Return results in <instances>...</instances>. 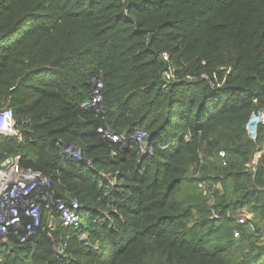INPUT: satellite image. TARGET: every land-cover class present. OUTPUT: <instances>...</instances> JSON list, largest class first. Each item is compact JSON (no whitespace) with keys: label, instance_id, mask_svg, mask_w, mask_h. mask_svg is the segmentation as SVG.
<instances>
[{"label":"trees","instance_id":"obj_1","mask_svg":"<svg viewBox=\"0 0 264 264\" xmlns=\"http://www.w3.org/2000/svg\"><path fill=\"white\" fill-rule=\"evenodd\" d=\"M3 107L18 133H0V165L19 156L49 183L40 227L10 231L0 264H264V121L247 128L264 108V0H0ZM71 198L81 221L65 227L54 203ZM214 231L228 238L209 249Z\"/></svg>","mask_w":264,"mask_h":264},{"label":"built area","instance_id":"obj_2","mask_svg":"<svg viewBox=\"0 0 264 264\" xmlns=\"http://www.w3.org/2000/svg\"><path fill=\"white\" fill-rule=\"evenodd\" d=\"M163 57L167 58V53H163ZM102 81L100 77H95L91 84L92 96L88 104L92 107H97L102 98ZM264 109H262L261 120L264 121ZM0 115L8 116L11 121L12 133L0 130V133L7 135H15L18 129L15 127V122L12 118L11 111L8 107L0 108ZM259 115V114H258ZM258 115H254L257 117ZM248 126V123H247ZM16 130H15V129ZM254 135L256 137V127H254ZM104 137L110 138L113 141H122L121 135L114 134L109 129H98ZM145 133L138 130L134 134V139L141 142L142 149L144 148L143 137ZM144 151V149H143ZM149 151V149H147ZM71 155L79 158L80 147H73L70 151ZM220 156L224 157V152H220ZM225 164V162H223ZM254 165V160L248 163V166ZM48 179L39 171L32 170L21 166L19 163V156L7 157L0 165V254L2 252L1 246L7 240L10 231L17 235L18 241L23 243L36 233V230L41 225V203L48 200L47 193L43 190L48 186ZM215 188H220L215 185ZM207 191L203 190L205 194ZM79 203L76 199L56 200L54 203L55 210L58 213V219L65 227L76 226L81 221V216L78 211ZM238 224H248L251 230H254L250 223L253 213L247 207L243 206L233 215ZM52 215L50 216V218ZM212 218H218V215L212 213ZM52 224V220H50ZM240 231L235 229L233 235L238 237ZM57 253H61V248H56ZM1 259V257H0Z\"/></svg>","mask_w":264,"mask_h":264},{"label":"rangeland","instance_id":"obj_3","mask_svg":"<svg viewBox=\"0 0 264 264\" xmlns=\"http://www.w3.org/2000/svg\"><path fill=\"white\" fill-rule=\"evenodd\" d=\"M247 128H248L250 136L254 135V131H255L254 127L248 125ZM218 222H220V221H216V223H218ZM234 230H235V228L233 229V231ZM217 234L218 233L216 231H214L213 233H210L209 236L208 235L205 236V238L207 239L209 249H214L215 247L219 246L220 241L226 240L228 238L227 236L226 237L223 236V238L218 240L219 238L216 237Z\"/></svg>","mask_w":264,"mask_h":264},{"label":"water","instance_id":"obj_4","mask_svg":"<svg viewBox=\"0 0 264 264\" xmlns=\"http://www.w3.org/2000/svg\"><path fill=\"white\" fill-rule=\"evenodd\" d=\"M264 109V108H263ZM264 111V110H263ZM261 116H262V113L260 112L259 115L257 117L255 116H252L248 122V125L250 126H253V127H256V124L261 120ZM109 138V137H108ZM144 151H147L148 147H147V144L146 142H144ZM73 147L69 148L68 150L69 151H72ZM89 164L91 165V163L89 162ZM103 175V174H102Z\"/></svg>","mask_w":264,"mask_h":264},{"label":"crops","instance_id":"obj_5","mask_svg":"<svg viewBox=\"0 0 264 264\" xmlns=\"http://www.w3.org/2000/svg\"><path fill=\"white\" fill-rule=\"evenodd\" d=\"M5 117L7 118V116L5 115ZM8 119V118H7ZM112 183H113V181H112Z\"/></svg>","mask_w":264,"mask_h":264}]
</instances>
